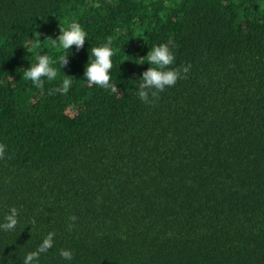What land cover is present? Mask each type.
Listing matches in <instances>:
<instances>
[{"label": "trees", "instance_id": "16d2710c", "mask_svg": "<svg viewBox=\"0 0 264 264\" xmlns=\"http://www.w3.org/2000/svg\"><path fill=\"white\" fill-rule=\"evenodd\" d=\"M72 21L87 42L62 69L45 41ZM37 32L58 70L42 88L23 78ZM109 40L116 92L84 80ZM159 44L190 68L146 103L140 59ZM29 255L264 264V0H0V264Z\"/></svg>", "mask_w": 264, "mask_h": 264}, {"label": "clouds", "instance_id": "9594fccd", "mask_svg": "<svg viewBox=\"0 0 264 264\" xmlns=\"http://www.w3.org/2000/svg\"><path fill=\"white\" fill-rule=\"evenodd\" d=\"M35 38L32 39L33 50L35 51V56L32 62H30V68L24 70V79L32 82L33 86L37 88H42L45 81H55L58 77V70L53 66L54 61L47 54H42L40 49L41 42L40 33H36ZM45 42L55 49L63 50L64 55L60 57V63L62 69L68 64V55L75 46L76 51L84 48L87 42V33L82 25L76 21L66 22L64 25L60 24V34L57 38H47ZM114 51L111 47V41L101 44L97 47H92L89 50V61L85 66L84 80L89 86H99L104 89H111L112 92L117 91V87L111 83V69L113 67L112 57ZM143 64H148L150 67L142 73L139 82V98L148 103L150 102L149 97H155L157 93L164 92L167 88L175 86L179 79L184 78V76L189 72V67H184L182 69L171 67L175 61L176 57L173 51L170 49L168 44H159L153 46L146 57L140 59ZM64 73V71H63ZM72 77L66 75L60 82V86L55 88L56 92L67 94L72 87L73 80ZM10 223L5 225L6 228H12L15 221L9 217ZM53 244L52 234H49L46 239L43 240V248H51ZM61 255L66 260H72L73 254L70 251H62ZM33 259L32 255H29L25 264H31Z\"/></svg>", "mask_w": 264, "mask_h": 264}]
</instances>
